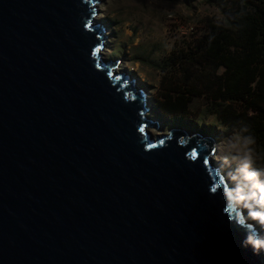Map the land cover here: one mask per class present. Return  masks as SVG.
<instances>
[{"label": "water", "instance_id": "obj_1", "mask_svg": "<svg viewBox=\"0 0 264 264\" xmlns=\"http://www.w3.org/2000/svg\"><path fill=\"white\" fill-rule=\"evenodd\" d=\"M97 3L0 0V264H264L211 193V139L149 133Z\"/></svg>", "mask_w": 264, "mask_h": 264}, {"label": "rangeland", "instance_id": "obj_2", "mask_svg": "<svg viewBox=\"0 0 264 264\" xmlns=\"http://www.w3.org/2000/svg\"><path fill=\"white\" fill-rule=\"evenodd\" d=\"M97 8L95 19L105 36L102 58L116 61L115 71L126 74L129 81L145 93L150 107L147 117L156 127L148 128L152 136L179 130L188 136L215 140L229 133L206 114L204 97H188L190 107L186 117L165 118L154 108V100L161 90V73L151 67V62L161 63L171 56L178 63L168 69L165 85L176 88L180 94L187 85H200L199 75L210 72L208 64L199 57H194V63L185 67H181L179 61L187 62L184 54L193 53L194 45L206 33L205 18H221L213 5L198 0L187 3L181 0H98ZM221 72L219 69L216 74ZM214 157L213 148L212 163Z\"/></svg>", "mask_w": 264, "mask_h": 264}, {"label": "trees", "instance_id": "obj_3", "mask_svg": "<svg viewBox=\"0 0 264 264\" xmlns=\"http://www.w3.org/2000/svg\"><path fill=\"white\" fill-rule=\"evenodd\" d=\"M198 1L213 5L221 18H205L206 33L194 45L193 53L184 54L187 62L179 61V65H191L194 57H199L210 72L199 75L200 85H187L180 94L165 85L168 69L178 63L171 56L161 63L151 62L161 73L154 108L165 118L186 117L188 97H204L206 114L222 128L230 132L238 121L249 124L257 140V164H264V0ZM219 69L222 72L216 74Z\"/></svg>", "mask_w": 264, "mask_h": 264}, {"label": "clouds", "instance_id": "obj_4", "mask_svg": "<svg viewBox=\"0 0 264 264\" xmlns=\"http://www.w3.org/2000/svg\"><path fill=\"white\" fill-rule=\"evenodd\" d=\"M240 9H238L239 11ZM246 14V13H245ZM257 140L248 123L238 121L227 135L211 140L215 150L213 167L222 207L227 217L243 231L241 247L254 255L264 254V164H257Z\"/></svg>", "mask_w": 264, "mask_h": 264}, {"label": "bare ground", "instance_id": "obj_5", "mask_svg": "<svg viewBox=\"0 0 264 264\" xmlns=\"http://www.w3.org/2000/svg\"><path fill=\"white\" fill-rule=\"evenodd\" d=\"M100 17V16H99ZM148 103V102H147ZM149 107V105H147ZM149 110H150V107H149Z\"/></svg>", "mask_w": 264, "mask_h": 264}, {"label": "snow or ice", "instance_id": "obj_6", "mask_svg": "<svg viewBox=\"0 0 264 264\" xmlns=\"http://www.w3.org/2000/svg\"><path fill=\"white\" fill-rule=\"evenodd\" d=\"M195 154L193 153V156H194Z\"/></svg>", "mask_w": 264, "mask_h": 264}]
</instances>
